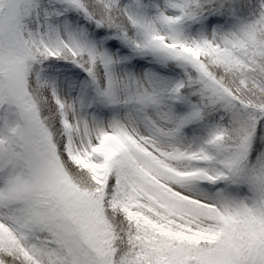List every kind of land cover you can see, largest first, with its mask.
Instances as JSON below:
<instances>
[{"label":"snow or ice","instance_id":"snow-or-ice-1","mask_svg":"<svg viewBox=\"0 0 264 264\" xmlns=\"http://www.w3.org/2000/svg\"><path fill=\"white\" fill-rule=\"evenodd\" d=\"M0 264H264V0H0Z\"/></svg>","mask_w":264,"mask_h":264}]
</instances>
